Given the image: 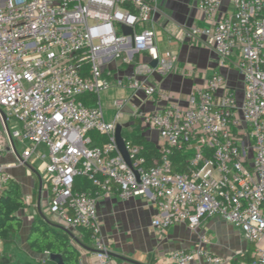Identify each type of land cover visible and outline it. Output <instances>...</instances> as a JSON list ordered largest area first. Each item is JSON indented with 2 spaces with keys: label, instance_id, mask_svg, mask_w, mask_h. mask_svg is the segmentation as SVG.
Masks as SVG:
<instances>
[{
  "label": "built area",
  "instance_id": "built-area-1",
  "mask_svg": "<svg viewBox=\"0 0 264 264\" xmlns=\"http://www.w3.org/2000/svg\"><path fill=\"white\" fill-rule=\"evenodd\" d=\"M196 2L203 25L181 28L173 38L213 50L221 66L236 69L240 97L217 72L192 87L185 106L149 81L178 68L172 50H158L156 0H0V108L10 137L1 115L0 133L20 143V164L33 155L46 161L49 212L69 229L88 231L100 264L111 262L97 200L111 194H151L157 207L152 224L160 229L175 223L196 229L202 218L220 215L256 244L252 264H264V0H229L224 12L222 0ZM144 53L149 62L139 58ZM122 65H132L131 76L118 74ZM111 87L130 95L113 99L108 120L100 94ZM140 92L148 101L166 102L131 113L141 129L157 133L161 156L145 167L139 148L124 138L129 167L115 128ZM92 133L106 140L96 144ZM9 149L17 151L14 143ZM174 150L190 152L184 172L172 169ZM78 177L87 189L76 187ZM10 179L0 165V191ZM208 242L199 234L195 246L156 264H225Z\"/></svg>",
  "mask_w": 264,
  "mask_h": 264
},
{
  "label": "crops",
  "instance_id": "crops-1",
  "mask_svg": "<svg viewBox=\"0 0 264 264\" xmlns=\"http://www.w3.org/2000/svg\"><path fill=\"white\" fill-rule=\"evenodd\" d=\"M158 12L155 16L157 30V46L160 52L170 49L178 58V68L165 77H150L161 90L176 95L179 104L186 105V97L192 87L201 85L205 77L213 73L222 74L228 87L240 97L243 91L242 75L234 68L223 67L219 64L217 54L203 46H191L186 40L177 41L173 37L180 33L181 28L194 25L201 26L202 13L196 0H156ZM229 10V0H222L221 11ZM171 38V41H169ZM139 58L149 62V56L142 54ZM132 65H122L118 74L123 77L131 76ZM121 91L120 97H127V89L114 87ZM116 98H119L116 96ZM162 100L148 101L143 93L131 96V100L123 107L125 123L129 127L131 113L140 106L145 110H155L163 107ZM121 124V123H120ZM142 133L158 146V135L154 130L144 128ZM1 134V133H0ZM4 134V133H3ZM17 153L9 149L11 144ZM16 140L7 139L4 134L0 137V165L5 168L10 177L18 182L25 207L18 212L22 220L20 232L15 240L7 245L0 241V264H41L44 254L33 252L27 244L28 234L34 218L40 213L53 224L64 226L56 215L49 212L48 193L43 186L45 179L44 159L33 155L28 160V166L19 163L21 148ZM157 214V207L151 194L129 199H122L116 194L101 196L97 200V218L101 236L107 251L128 258L134 262H125L110 255L111 264H156L165 262L167 256L178 249H189L198 243V235L205 234L209 242L206 247L219 255L225 264H252L255 258L256 244L248 241L242 230L220 215L204 217L196 229L186 223H175L160 229L152 224ZM65 227V226H64ZM69 229V228H68ZM73 243L79 251V264H100L91 246L90 240L84 239L79 229H69ZM50 264H55L52 261Z\"/></svg>",
  "mask_w": 264,
  "mask_h": 264
},
{
  "label": "trees",
  "instance_id": "trees-1",
  "mask_svg": "<svg viewBox=\"0 0 264 264\" xmlns=\"http://www.w3.org/2000/svg\"><path fill=\"white\" fill-rule=\"evenodd\" d=\"M87 100L89 104H94L96 96L90 95ZM142 131L138 121L131 118L129 127L122 129V135L132 145L139 148L138 155L143 157V165L149 167L160 159L161 153L157 144L147 139ZM92 138L96 144L106 140V138L96 133H92ZM189 156L190 152L174 150L170 156L172 169L177 172H184ZM75 184L76 187L81 184L82 188H88V183L80 177L76 178ZM24 207L25 203L20 186L18 182L11 178L6 187L0 191V241L4 245L12 243L20 232L22 220L18 216V212ZM79 230L87 241L88 231L85 229ZM27 244L35 253L60 254L64 264H79V251L71 243L70 235L60 227L47 222L40 215H37L31 224ZM50 262L47 259L44 262L40 261L41 264H50ZM236 263V261L232 262V264Z\"/></svg>",
  "mask_w": 264,
  "mask_h": 264
},
{
  "label": "water",
  "instance_id": "water-1",
  "mask_svg": "<svg viewBox=\"0 0 264 264\" xmlns=\"http://www.w3.org/2000/svg\"><path fill=\"white\" fill-rule=\"evenodd\" d=\"M122 29H123V33L124 34H126V35H131L132 34V29L130 28V27H128V26H122ZM157 64V60H152V61H150V65L151 66H155ZM0 115H1V117H2V120H3V122H4V124H5V127H6V129H7V132H8V134H9V137H10V132H9V130H8V127H7V121H6V115H5V113H4V111L0 108ZM122 129H123V126L120 124V123H118L117 125H116V128H115V140H116V144H117V147H118V149H119V151H120V153H121V155L123 156V158H124V160H125V162L127 163V165L129 166V167H132V163H131V158H130V156H129V152H128V150H127V148H126V144H125V141H124V137H123V135H122ZM16 153H17V151H15ZM18 154V153H17ZM18 156L20 157V155L18 154ZM25 166H28V164H24ZM134 172H135V174H136V177L138 178V176H139V174H138V172L136 171V170H134ZM40 216L43 218V219H45L47 222H49V223H51L45 216H44V214L43 213H40ZM53 224V223H52ZM54 225H56V226H58V227H60L62 230H64L65 232H67L71 237H73V234H72V232L67 228V227H64V226H62V225H59V224H54ZM80 245L81 246H83L84 248H87V249H90V250H93V251H95V249H93V248H88V247H86V246H84L83 244H81L80 243ZM107 254L110 256V255H112V256H114V257H117V258H119V259H121V260H123V261H125V262H134V261H132V260H130V259H128V258H125V257H122V256H119V255H115V254H112V253H110V252H108L107 251ZM44 259L46 260H50V261H52L53 263H55V264H64V262H63V259H62V256L60 255V254H46V253H44Z\"/></svg>",
  "mask_w": 264,
  "mask_h": 264
},
{
  "label": "rangeland",
  "instance_id": "rangeland-1",
  "mask_svg": "<svg viewBox=\"0 0 264 264\" xmlns=\"http://www.w3.org/2000/svg\"><path fill=\"white\" fill-rule=\"evenodd\" d=\"M121 95V91H117V90H114V87H111L108 91H104V92H101L100 94V99H101V103H102V107H103V110H104V115H105V118L106 119H111L113 114H114V110H113V105H112V102H113V99L117 97H120ZM125 118L122 120L121 122V125L123 126L125 122ZM4 134L1 133L0 134V137H3ZM18 150H20V146L18 145L17 146Z\"/></svg>",
  "mask_w": 264,
  "mask_h": 264
}]
</instances>
